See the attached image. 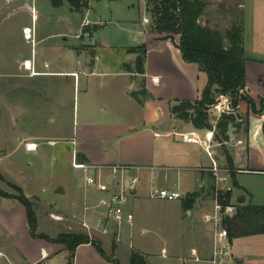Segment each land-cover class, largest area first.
<instances>
[{
    "label": "crops",
    "instance_id": "1",
    "mask_svg": "<svg viewBox=\"0 0 264 264\" xmlns=\"http://www.w3.org/2000/svg\"><path fill=\"white\" fill-rule=\"evenodd\" d=\"M20 1L6 0L7 4L18 3L15 8L17 11L23 8ZM96 1L102 0H90L91 6L88 9H76L68 0L61 5H55L53 0L52 3L56 9L69 3V12L78 10L84 14L94 9ZM108 1L114 3L119 0ZM235 2V0L228 2L208 0L200 21L202 24L223 30L218 26V20L222 19L223 15H220L218 10L215 11L214 7L222 4L243 13L247 78L244 92L253 97L260 108L264 97V52L248 45L246 0L240 1L237 6L233 5ZM126 3L128 7L135 8V2ZM146 11L147 0H138L140 16ZM144 17L139 20L140 25L113 30L110 33L111 37H105L102 34V37L95 42H85L77 47L69 46L61 60L47 54L45 47L40 50L39 55L37 46H34L33 42L31 47L28 45L15 47L13 43L7 49L4 45L0 46V67L5 68L0 70V76L3 77L0 79V100L3 101L1 107H7L6 114L10 118V120L6 119V125L0 124V146L3 151L6 152L12 145L14 149L24 147L25 152L36 153L38 160L45 163L56 152L63 153L64 148L66 155L72 154L74 166V161L104 165V172L115 179L117 184L123 176L138 174L140 176L139 190L131 198L130 206L136 199L147 196L153 186L179 191L182 190L181 187H184L185 195H187L212 184L215 177L210 170L212 158L206 150V145L184 141L179 133L194 131L205 139L208 131L215 130L219 117L215 124L212 121L213 128H199L192 121H187L172 111V105L179 100L194 101L200 98L207 85L208 74L198 62L184 59L179 46L180 34L170 37L166 33L154 32ZM100 20L101 23H98L96 27H105L104 20ZM229 27L226 26L225 30ZM33 36L37 42L44 38L42 33L38 34V31L35 33V30H33ZM24 38L27 40L26 37ZM75 59L77 65L74 63ZM27 60L28 64L25 63ZM51 77H58L67 91L74 88L77 130L74 128V131L72 129L70 131L66 123L63 126L62 123L61 125L53 124L52 113L57 110L47 103L48 95L49 91L60 89V85L56 88ZM40 89L45 91L44 101L41 99L42 101L39 102L38 99V105L41 102L43 104L37 108L34 107L36 106L34 101ZM59 97L61 98L60 95ZM63 100L64 102L60 105L68 107L69 95H65ZM212 110L211 108L210 111ZM241 111L249 113L246 134L242 135L238 129L228 141L217 139L214 144L212 140L211 149L213 146L222 148L223 144L231 149L238 169L237 179L242 189L237 198L240 201L264 204V196L249 189L246 179H243L246 175H264V111H254L247 101H242L239 109L231 113L237 114ZM60 142L63 143V147L58 146ZM28 143H33V148H28ZM202 144L205 145L208 160L204 158ZM242 144H247L246 152L237 155L238 147ZM212 150L217 161L222 166L228 167V160L223 150L221 149L220 154L215 152L216 149ZM78 156H80L79 159ZM193 178L197 182L195 188H192ZM21 186L31 198L43 196L48 199L53 210L63 216L61 221L55 220L57 224L51 225L53 228L62 227L63 230L59 233L87 232L88 230L82 225L86 220L92 226L88 228L87 233L91 237L95 235L105 243L110 235H115L105 234L96 227L102 215L97 207L99 198L88 197L86 193L88 188L85 190L84 199L91 204L87 205L84 202L81 207V199L74 182L67 184L58 181L52 185L42 183V190L39 192H29L25 183ZM60 187L64 188V192H58ZM0 203L5 209L4 218L10 222V225L14 224V219L19 216L22 225L30 230L27 208L19 199L0 195ZM180 205L183 216L187 215V218L196 214L203 216L204 212L212 207L200 203L199 200L191 209H185L182 201ZM114 227L116 230L120 229L116 224ZM190 227L189 234L193 236L191 247L184 245L185 232L179 243L171 244L172 248L190 253L188 257L173 255L172 258L183 261L180 264H189V261L193 260L190 257L194 247L205 258L211 254L213 228L201 225H190ZM118 239L117 257L120 254L119 242L122 241ZM49 243H54L55 247L48 248L42 245L40 258L45 251L48 254V262L53 264V260L59 254L69 255L65 244L50 241ZM169 249L167 256L163 255V257H170ZM233 250L235 257L241 258L243 263H264V233L237 238L233 241ZM131 252L132 250L130 255ZM141 252L146 255L145 252ZM146 256L150 261L148 255ZM24 257L28 260L26 255ZM38 259L34 263L39 262ZM95 263L115 264L106 259L91 242L80 244L76 250L74 264ZM204 263L209 264L207 261Z\"/></svg>",
    "mask_w": 264,
    "mask_h": 264
},
{
    "label": "rangeland",
    "instance_id": "2",
    "mask_svg": "<svg viewBox=\"0 0 264 264\" xmlns=\"http://www.w3.org/2000/svg\"><path fill=\"white\" fill-rule=\"evenodd\" d=\"M218 1L228 2L231 0ZM235 1L236 2L233 3V5L237 6L242 0ZM20 2L23 4V8L22 10L17 11L15 8H17L18 3L7 4L6 0H0V36L2 35L0 37V46L4 45L7 49L13 43L15 47L18 45H28L31 47V43L33 42V45L37 46L39 55L41 53L40 50L45 47L47 49V54L52 55L51 57L56 56L59 60L63 59L69 46L77 47L85 42H95L102 37V34L105 37H111L110 33L113 32V30H120L121 28L128 29L130 26L140 25L138 22L140 19L142 20L144 16L150 18L149 23L151 24V15L149 12L146 11L145 14L141 13L142 15L140 16L138 12V0H119L114 3H110L108 0H102L100 2L96 1L94 2V9H92L90 13L85 12L84 14L82 11L78 10L69 12V3H65L64 6L56 9L53 7L52 0H21ZM126 2H130V4L135 2V8L128 7V3ZM246 2L248 4L245 8L248 18L246 23L248 45L254 46L257 49L259 48V50L264 52V44H262V40L264 39V0H246ZM90 4L91 2L89 0V6L83 7L82 9L90 8ZM214 9L215 11L218 10L220 15H223L222 19L218 20V26L222 28L223 31H225L226 26H231V21L240 19L241 17L240 11L235 10L234 8L230 9V6L220 4L216 6V8L214 7ZM85 18H90L92 21V34L81 38L78 37L77 34L81 32V23ZM100 19L104 20L103 23H105V27H96L98 24L97 21ZM26 25L31 27L32 30H35V33L36 31H38V34L42 33L44 38L42 40L39 39L37 42L33 36L31 39L27 38V40H29L27 41L24 38L25 35H23L24 29L27 27ZM28 42L30 43L28 44ZM74 63L76 65L78 64L76 59L74 60ZM2 69L5 68L0 67V70ZM51 78H53V84L56 88L60 85V89L57 88L53 91H49L50 93L48 95L49 100L47 103L50 104V107L52 106V108H56L57 110V112L52 113L53 124L56 123L57 125H61L62 123L63 126L66 123L70 131L71 129L74 131V128L77 130L74 88L67 91L58 77ZM0 79H3V77L0 76ZM44 93L45 91L41 89L39 90V93L35 96L34 104L36 106L34 107L38 108L39 105L43 104V102H41L38 105L41 99L44 101ZM67 94L69 95V106H61L60 103L64 102L63 99ZM59 95L63 98L62 100ZM2 103L3 101L0 100V124L4 123L6 125V119L8 118V120H10V118L9 115L6 114L7 107H1ZM34 104L32 102V106ZM242 112L244 111H241V113L237 112V115L239 116ZM210 115L211 120L215 124L219 117V112L216 109H213L210 111ZM216 142L217 138L214 133L213 143L215 144ZM202 145L203 154H205L204 158L208 160V155L205 152V145ZM58 146L63 147V143L60 142ZM212 149H216L215 152L220 154L222 148L213 146ZM0 153L4 156L0 159V170L4 173V178L0 179V188L3 190L11 194L19 193V190L13 187L9 182L16 183L20 186L25 183L29 192L41 191L42 183L52 185L58 181L67 184H69V182H74L81 199V207H83L84 202L87 205L91 204L84 199V193L87 189L85 186V172L83 169L73 165L72 154L69 153L66 155L67 152L64 148L63 153L56 152L50 156L45 163L38 160V157L35 155L36 153L25 152L24 147L14 149V146L12 145L9 150L5 152L0 146ZM223 167H227V165H224ZM229 169L231 168L229 167ZM236 171H238V169L234 164L233 171L230 170V172L231 174L233 172L236 173L237 178ZM243 179H246L247 187L249 189H253V191L264 196V175H246ZM234 182L232 176L230 178V184L234 186L233 201L237 203L239 202L237 196L240 195L239 192H241L242 189ZM160 183H162V181ZM195 183L197 182L195 178H193L192 188L196 187ZM214 183L215 180L211 186H214ZM205 187H207V185ZM181 189L183 191H180L183 194H186L185 188L181 187ZM86 193L88 197L96 196L100 198L102 196L95 187H89L86 190ZM184 198L171 201L167 199H152L148 195H145L136 199L133 204L131 202V209L135 214V223L133 227L129 224H124L120 227L119 234L122 241L119 242L120 254H118V257L116 255L117 247L114 248V242H116L117 245L119 239L116 238L115 235H110L105 243L95 235H93V237L100 240L103 243V246L105 245L106 252L110 256L119 259L121 264L130 263L131 250H141L145 252L152 264H180L183 261L172 258L173 255L188 257L190 256V253L181 252L178 249L172 248L171 244L179 243L185 232L184 245L185 247H191V238L193 236H191V233L189 234L191 230L190 225L212 227L211 223L206 222L200 214H196L189 218H187V215L185 217L183 216L180 204ZM30 199L33 202L38 217V231L46 232L47 234L49 233V235L51 234L50 236L59 235V232L62 231L63 228H53L51 225L52 223L57 224L56 221H61L63 219L55 218L53 216V214L60 215V213L55 212L53 206L49 205L50 202L48 199L43 196H33L32 198L30 197ZM198 200L200 203L207 206H213L214 197L213 195L207 194L206 191L203 197ZM4 217L5 209L0 203V264H35L36 262L34 263V261L41 257L42 245H46L48 248L55 247L54 243L50 244L49 241L43 237H33L30 230L22 225V220L19 216L14 219L15 223L12 225H10V222L6 221ZM84 228L88 231L83 232L88 233L89 229L85 226ZM163 247L167 250L170 248L168 251L169 258L163 257ZM53 252L54 251H52V253ZM23 254L28 257V260L25 259ZM45 260L47 259H38L40 264H44ZM201 262L202 263L192 260L189 261V264H207L204 263V261ZM52 263L68 264V256L61 253L58 257L56 256Z\"/></svg>",
    "mask_w": 264,
    "mask_h": 264
},
{
    "label": "trees",
    "instance_id": "3",
    "mask_svg": "<svg viewBox=\"0 0 264 264\" xmlns=\"http://www.w3.org/2000/svg\"><path fill=\"white\" fill-rule=\"evenodd\" d=\"M65 0H53L55 5H61ZM76 9L89 6V0H68ZM208 0H147V11L151 15L150 28L154 32L166 33L170 37L180 34L179 46L185 60L198 62L208 74V82L200 98L179 100L172 105V111L187 121H192L199 128H213L211 120V105L219 94H227L233 101L236 110L242 101H247L252 110L264 111V97L261 107L258 108L253 97L244 92L246 88V54H245V23L244 15L240 12V19L232 22L231 26L223 31L210 25L202 24L200 18L205 13ZM92 33V32H91ZM241 119V120H240ZM237 126V130L244 128L245 133L249 126V113L239 116L235 113H223L215 126V135L220 141L230 140L228 133L230 124ZM264 126V124H263ZM223 153L226 155L229 167L233 171L234 157L231 149L223 144ZM80 156H78V159ZM234 183L240 186L236 173H232ZM4 175L0 171V179ZM19 190L18 194H11L0 188V195L19 199L27 208L30 233L33 237H43L51 242L63 243L69 250L68 264H74L76 250L80 244L91 242L108 260L121 264L120 260L110 256L103 243L84 232H62L57 236H50L38 231V217L30 197L24 189L16 183L9 182ZM207 185L200 190L187 194L182 201L185 209H191L203 197L204 193L215 197V187ZM234 191H219V200L228 204L233 200ZM232 241L239 237L264 233V204L253 201L237 202V211L233 216L225 219ZM114 242V248H116ZM129 264H151L146 255L133 250ZM264 264V263H242Z\"/></svg>",
    "mask_w": 264,
    "mask_h": 264
},
{
    "label": "built area",
    "instance_id": "4",
    "mask_svg": "<svg viewBox=\"0 0 264 264\" xmlns=\"http://www.w3.org/2000/svg\"><path fill=\"white\" fill-rule=\"evenodd\" d=\"M146 22H149L148 17H144ZM101 23V20L97 21ZM92 21L90 18H85L82 21V30L77 34L78 37L90 36V27ZM24 35L26 38H33V30L27 26L24 29ZM28 64V60L26 61ZM240 106V105H239ZM212 109H216L219 113H231L236 110L232 99L227 94H219L216 101L211 105ZM184 141L204 143L206 150L212 158V165L210 170L215 177V197L213 206L207 210L203 218L206 222L211 223L213 228V243L212 250L209 257L205 258L200 255L197 248H192L190 257L191 259L201 262L207 261L209 264H236L237 258L234 255L233 241L230 237L229 230L225 224V219L229 216H233L237 211V203L233 200L228 203H222L218 196L219 191L226 192L233 190L234 186L230 184V178L232 174L229 167H223L215 158L214 152L211 149V142L214 137V130L206 133V138L202 139L200 135L194 131H182L179 133ZM28 148H33V143H28ZM3 156L0 153V159ZM75 166L81 167L85 172V186L86 188L95 187L102 196L99 198L97 207L100 209L102 215L98 219L96 225L105 234H115L119 237V230H116L114 224L119 228L125 223L131 227L135 223V214L130 206L131 198L137 194L140 185V176L138 174L123 176L117 184L116 180L111 176H108L104 170V165H94L85 162L74 161ZM139 167V166H137ZM148 196L152 199H167L176 200L182 199L186 195L176 189L168 187L153 186L148 192ZM55 218L62 219V215L53 214ZM83 225L87 228L92 226L85 220ZM162 253L167 256V249L163 248ZM42 258H48V254L43 251ZM35 264H40L36 262ZM44 264H50L48 260H45Z\"/></svg>",
    "mask_w": 264,
    "mask_h": 264
},
{
    "label": "water",
    "instance_id": "5",
    "mask_svg": "<svg viewBox=\"0 0 264 264\" xmlns=\"http://www.w3.org/2000/svg\"><path fill=\"white\" fill-rule=\"evenodd\" d=\"M234 131L236 132L237 131V126L233 125L232 123L230 124V127H229V130H228V133L230 134V137H233L235 135ZM241 134L244 135L246 134L245 131H244V128H241ZM246 149H247V144H242L241 146L239 145L238 147V150H237V155L239 154H243V152H246ZM242 166H244V164H241ZM58 192L62 193L64 192V188L63 187H60L58 189ZM243 263V260L240 258V259H237L236 260V264H242Z\"/></svg>",
    "mask_w": 264,
    "mask_h": 264
},
{
    "label": "bare ground",
    "instance_id": "6",
    "mask_svg": "<svg viewBox=\"0 0 264 264\" xmlns=\"http://www.w3.org/2000/svg\"><path fill=\"white\" fill-rule=\"evenodd\" d=\"M26 63V62H25ZM29 66V65H28Z\"/></svg>",
    "mask_w": 264,
    "mask_h": 264
}]
</instances>
